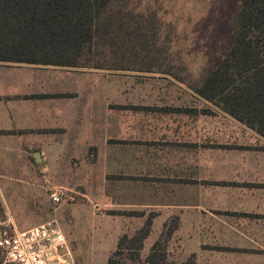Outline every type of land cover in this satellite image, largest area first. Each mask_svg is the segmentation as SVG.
<instances>
[{"label": "rangeland", "instance_id": "obj_1", "mask_svg": "<svg viewBox=\"0 0 264 264\" xmlns=\"http://www.w3.org/2000/svg\"><path fill=\"white\" fill-rule=\"evenodd\" d=\"M133 4L145 38L122 67H0V234L54 222L69 264H106L123 233L154 220L155 203L168 208L172 186H242L219 174L264 171V140L197 91L229 44L239 0ZM175 216L150 225L141 261Z\"/></svg>", "mask_w": 264, "mask_h": 264}, {"label": "trees", "instance_id": "obj_2", "mask_svg": "<svg viewBox=\"0 0 264 264\" xmlns=\"http://www.w3.org/2000/svg\"><path fill=\"white\" fill-rule=\"evenodd\" d=\"M135 10L133 0H0V65L122 67L128 55L143 49L144 19L133 16ZM227 32L229 44L204 72L198 94L264 139V0H239ZM151 219L123 233L106 264H195L194 255L168 260L166 246L177 218L166 239L154 241L141 261ZM4 221L0 199V225Z\"/></svg>", "mask_w": 264, "mask_h": 264}, {"label": "crops", "instance_id": "obj_3", "mask_svg": "<svg viewBox=\"0 0 264 264\" xmlns=\"http://www.w3.org/2000/svg\"><path fill=\"white\" fill-rule=\"evenodd\" d=\"M20 126L16 128L19 132L31 130ZM219 176L225 177L220 181L232 180L242 186H172L168 208L155 203L158 215L152 224L163 218V226L176 215L178 225L168 246L175 247L180 261L194 255L195 264H264V180L260 179L264 171H230ZM157 191L161 194L162 188L155 190V196ZM164 191L168 192L167 188Z\"/></svg>", "mask_w": 264, "mask_h": 264}, {"label": "built area", "instance_id": "obj_4", "mask_svg": "<svg viewBox=\"0 0 264 264\" xmlns=\"http://www.w3.org/2000/svg\"><path fill=\"white\" fill-rule=\"evenodd\" d=\"M57 203L60 197L53 193ZM64 235L54 222H43L26 230L0 234V248L5 251L7 261L12 264H69L61 251L66 247Z\"/></svg>", "mask_w": 264, "mask_h": 264}, {"label": "water", "instance_id": "obj_5", "mask_svg": "<svg viewBox=\"0 0 264 264\" xmlns=\"http://www.w3.org/2000/svg\"><path fill=\"white\" fill-rule=\"evenodd\" d=\"M34 159H35V161H39L40 160V155H39L38 152L34 153Z\"/></svg>", "mask_w": 264, "mask_h": 264}]
</instances>
